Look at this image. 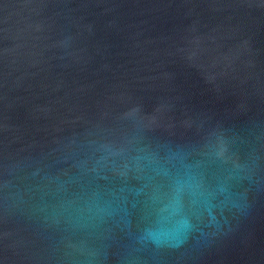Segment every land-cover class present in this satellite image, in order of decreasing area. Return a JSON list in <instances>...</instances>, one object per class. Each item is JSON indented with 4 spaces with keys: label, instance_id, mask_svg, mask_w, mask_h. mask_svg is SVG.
Segmentation results:
<instances>
[{
    "label": "water",
    "instance_id": "1",
    "mask_svg": "<svg viewBox=\"0 0 264 264\" xmlns=\"http://www.w3.org/2000/svg\"><path fill=\"white\" fill-rule=\"evenodd\" d=\"M0 264H264V0H0Z\"/></svg>",
    "mask_w": 264,
    "mask_h": 264
}]
</instances>
